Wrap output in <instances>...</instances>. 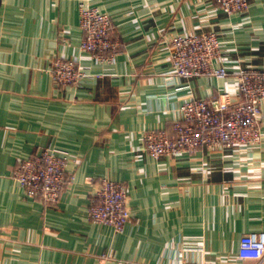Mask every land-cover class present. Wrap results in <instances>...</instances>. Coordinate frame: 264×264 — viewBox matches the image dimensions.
<instances>
[{"label":"crops","instance_id":"0c3cea01","mask_svg":"<svg viewBox=\"0 0 264 264\" xmlns=\"http://www.w3.org/2000/svg\"><path fill=\"white\" fill-rule=\"evenodd\" d=\"M111 16V62L80 49V3ZM216 33L229 76L182 78L169 40ZM76 59L87 74L59 89L52 68ZM264 70V0L227 15L212 0H0V264L237 263L240 243L264 232L262 144L155 159L152 131L175 135L180 105L233 92L240 69ZM66 152L71 181L55 205L14 177L42 148ZM129 189L123 232L88 215L101 177Z\"/></svg>","mask_w":264,"mask_h":264},{"label":"built area","instance_id":"2783aa9c","mask_svg":"<svg viewBox=\"0 0 264 264\" xmlns=\"http://www.w3.org/2000/svg\"><path fill=\"white\" fill-rule=\"evenodd\" d=\"M225 14L246 12L250 0H212ZM80 27L84 37L82 52L100 62H111L108 55L117 45L113 42L111 16L85 1L80 3ZM171 71L182 78L216 77L226 79L229 71L223 64L222 43L214 32L184 33L169 40ZM59 89L78 86L87 74L76 59H58L52 68ZM233 92L223 91L218 97L191 99L179 107L180 118L174 122L175 135L165 131L144 134V149L155 159L182 158L201 149H254L263 142L261 127L264 102V70L240 69ZM71 158L66 152L42 148L36 155L21 161L14 171L24 193L31 198L55 205L71 181ZM129 189L124 183L101 177L94 192L95 202L88 215L95 224L113 227L118 233L126 228L132 217L128 207ZM237 263L255 261L264 264V232L252 233L240 243ZM183 264H231L217 261H188Z\"/></svg>","mask_w":264,"mask_h":264}]
</instances>
